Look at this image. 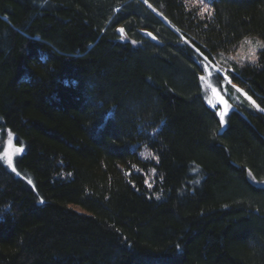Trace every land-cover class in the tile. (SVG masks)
I'll list each match as a JSON object with an SVG mask.
<instances>
[{"label":"trees","instance_id":"16d2710c","mask_svg":"<svg viewBox=\"0 0 264 264\" xmlns=\"http://www.w3.org/2000/svg\"><path fill=\"white\" fill-rule=\"evenodd\" d=\"M246 37L264 0H0V264H264V48L260 110L200 86Z\"/></svg>","mask_w":264,"mask_h":264},{"label":"rangeland","instance_id":"374dc122","mask_svg":"<svg viewBox=\"0 0 264 264\" xmlns=\"http://www.w3.org/2000/svg\"><path fill=\"white\" fill-rule=\"evenodd\" d=\"M203 9L204 7L201 11ZM263 48V39L246 37L234 53L230 55L220 54L215 58V62H207L200 79L204 100L212 101L224 108H226V105L230 107L248 103L249 107L260 110L253 98L235 84L228 77L226 71L231 69L234 62L245 61L252 63L256 61L258 52ZM21 151H23V146L17 147L14 134L9 131L5 133L0 148V161L10 172L19 177L23 176L15 168V159L20 155Z\"/></svg>","mask_w":264,"mask_h":264},{"label":"snow or ice","instance_id":"6c2138e0","mask_svg":"<svg viewBox=\"0 0 264 264\" xmlns=\"http://www.w3.org/2000/svg\"><path fill=\"white\" fill-rule=\"evenodd\" d=\"M220 115H221V117H223L224 113L222 112V113H220Z\"/></svg>","mask_w":264,"mask_h":264},{"label":"water","instance_id":"95a60500","mask_svg":"<svg viewBox=\"0 0 264 264\" xmlns=\"http://www.w3.org/2000/svg\"><path fill=\"white\" fill-rule=\"evenodd\" d=\"M145 35H147V36H149V37L151 36V35H150V34H148V33H145Z\"/></svg>","mask_w":264,"mask_h":264}]
</instances>
